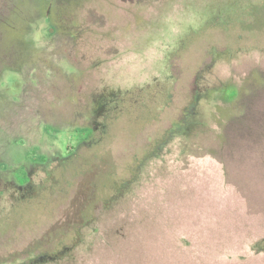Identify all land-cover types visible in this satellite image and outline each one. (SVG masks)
<instances>
[{"label": "rangeland", "instance_id": "rangeland-1", "mask_svg": "<svg viewBox=\"0 0 264 264\" xmlns=\"http://www.w3.org/2000/svg\"><path fill=\"white\" fill-rule=\"evenodd\" d=\"M0 49V264H264V0H0Z\"/></svg>", "mask_w": 264, "mask_h": 264}, {"label": "trees", "instance_id": "trees-1", "mask_svg": "<svg viewBox=\"0 0 264 264\" xmlns=\"http://www.w3.org/2000/svg\"><path fill=\"white\" fill-rule=\"evenodd\" d=\"M200 76H197V79H196V81H195V83H196V85H197V90L195 91V95H194V100H193V103H192V107L194 106V104H196V101H198L199 99L198 98H200L201 96H203L202 95V93H204V91H206V92H209V93H212V92H218V93H222V92H224V90L226 89V88H228L229 87V85L228 84H225V85H220V86H218V87H215V88H211V89H209L208 87L207 88H205L204 90L203 89H201V90H203V91H201L199 88L202 86L201 85V83H200ZM199 89V90H198ZM191 114H190V111H188L184 116H183V118H182V120H180V121H178L177 123H175V125H173V127H174V130L176 131V132H181L183 135H185V136H189L190 135V131L192 130V128H193V125L195 124L194 123V121L191 119V117H189ZM86 137H87V139H88V137L90 136V134L89 133H86V135H85ZM54 257V256H53Z\"/></svg>", "mask_w": 264, "mask_h": 264}, {"label": "flooded vegetation", "instance_id": "flooded-vegetation-1", "mask_svg": "<svg viewBox=\"0 0 264 264\" xmlns=\"http://www.w3.org/2000/svg\"><path fill=\"white\" fill-rule=\"evenodd\" d=\"M20 2V1H19ZM18 2V3H19ZM12 16H11V12H10V17L12 18V17H17V18H20L21 19V16H22V13H21V11L19 12L16 8L15 9H13L12 10ZM11 18H9V20L11 19ZM7 21L6 19L4 20V22H7V23H9L10 24V26L12 25H14V24H12V22H10V21ZM11 26V27H12ZM13 28H14V26H13ZM17 42L15 41V44H16ZM10 47H11V45L9 44V47L8 48H3L2 49V51L4 52V53H6L7 51L6 50H8V49H10ZM1 50V49H0ZM0 69H1V63H0ZM1 173H4V172H7V170L5 171V168H3V171H0ZM2 175H4V174H0V179H1V177H2ZM4 181V180H3ZM6 181V180H5ZM9 182V181H8ZM11 184H12V186L14 185L15 187H17V185H15V184H13L12 182H10ZM20 188H21V186H20Z\"/></svg>", "mask_w": 264, "mask_h": 264}]
</instances>
